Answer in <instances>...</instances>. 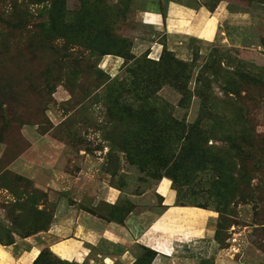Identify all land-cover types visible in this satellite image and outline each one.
<instances>
[{"label": "rangeland", "instance_id": "374dc122", "mask_svg": "<svg viewBox=\"0 0 264 264\" xmlns=\"http://www.w3.org/2000/svg\"><path fill=\"white\" fill-rule=\"evenodd\" d=\"M173 4L215 12L214 36L211 20L169 32ZM247 137L251 158L235 156ZM34 150L126 204L142 197L136 211L157 214L169 179L179 201L216 212L239 264H264V0H0L1 244L53 219L50 186L11 167ZM45 247L37 264H90Z\"/></svg>", "mask_w": 264, "mask_h": 264}, {"label": "crops", "instance_id": "0c3cea01", "mask_svg": "<svg viewBox=\"0 0 264 264\" xmlns=\"http://www.w3.org/2000/svg\"><path fill=\"white\" fill-rule=\"evenodd\" d=\"M155 14L157 24L161 23L163 17ZM217 19L215 12H196L173 4L166 22L171 33L196 30L200 34L204 23L211 20L214 36ZM34 151L33 164L21 162L29 155L26 152L11 167L31 177L41 188L50 186L56 203L53 219L44 231L23 238L17 235L9 244L0 243V264H33L45 246L59 258L78 263L137 264L147 248L153 252L147 264H239L237 245L231 242L222 246L217 239L211 224L216 212L179 204L169 179L155 186L161 208L157 214L149 208L136 211L139 202L143 203L142 197L131 194L126 204L120 189L84 176L83 169L78 175L71 174L54 155L46 161V152ZM50 152L63 160V152ZM73 193L76 203L68 198ZM101 204L113 207L115 216L106 218L92 206Z\"/></svg>", "mask_w": 264, "mask_h": 264}, {"label": "trees", "instance_id": "16d2710c", "mask_svg": "<svg viewBox=\"0 0 264 264\" xmlns=\"http://www.w3.org/2000/svg\"><path fill=\"white\" fill-rule=\"evenodd\" d=\"M251 145H252V142L250 141L249 137L239 139L235 143V151H236V155L235 156H238L239 154H244V155H246L247 158L249 157L248 159H250L251 158V154H250L251 153L250 152L251 151V149H250ZM241 178H242V176H241ZM177 202L179 204H182V205H188V204H185V203H182L181 201H179L178 198H177ZM201 207H204V206H201ZM216 235H217V239H218L217 230H216ZM9 243H11V242H9ZM9 243H5V244H9ZM45 248H48V247H45ZM43 249L40 251L39 255L36 257V259L34 260L33 264H37L38 261L43 257V254H44V251H45ZM47 250L49 252L53 253L49 248ZM145 250L147 252H149V253L142 252L141 255H140V260H139V262L137 264H147V262L149 261V259L153 255V252L150 249L146 248ZM53 255H55V254L53 253ZM55 256L58 257L57 255H55ZM64 261H66V260H64ZM140 261H142V262H140Z\"/></svg>", "mask_w": 264, "mask_h": 264}]
</instances>
